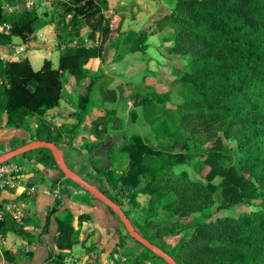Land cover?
Listing matches in <instances>:
<instances>
[{
  "label": "trees",
  "instance_id": "obj_1",
  "mask_svg": "<svg viewBox=\"0 0 264 264\" xmlns=\"http://www.w3.org/2000/svg\"><path fill=\"white\" fill-rule=\"evenodd\" d=\"M7 1L12 6L19 2ZM169 3L171 12L160 21V27L174 31L167 52L187 57L180 71L182 102L170 106V92L161 93L153 84H144L149 75L145 44L130 51L129 58L120 55L125 49L114 50L124 16L119 15L121 19L115 23L118 14L108 15L97 24L103 12L100 0H70L71 19L62 20L57 34L58 68L46 59L36 70L26 57L7 60L0 54V123L7 119V126L27 127L38 112L58 107L65 95L64 72L77 85L90 79L87 92L77 100L78 116L87 113L95 106L93 92L104 77L102 72L91 74L87 65L98 58L106 62L116 52L112 63L123 66L117 77L135 86L129 99H123L117 80L101 82V103L96 105L104 114L93 121L94 134L102 138L111 134L115 121L121 119L118 136L123 138L109 150V169L99 167L100 158H90L103 191L108 195L115 192L111 198L122 208L125 201L135 206L139 195H149L143 223H133L146 238L144 223L164 212L190 217L165 231L180 237L167 251L178 264H264V0ZM41 20L37 6L6 13L0 0V26H5L0 30V45H16V37L24 43L36 40ZM86 26L92 29L91 40L76 42ZM129 100H133V108L125 119L122 115ZM33 139L60 146L63 128L40 118L30 139L11 143L8 149ZM85 145L92 155L100 143ZM34 151L37 163L57 166L49 149L30 153ZM162 158L165 163H159ZM56 208L47 215L46 229ZM28 224L27 219L22 225L6 214L1 231L30 236L25 229ZM123 227L115 251L122 264H142L151 254L157 256ZM128 237L141 244L142 250L126 249ZM79 241L78 229L71 221L64 222L56 237L57 247L71 249ZM56 258L51 250L49 261L61 264L63 258Z\"/></svg>",
  "mask_w": 264,
  "mask_h": 264
},
{
  "label": "crops",
  "instance_id": "obj_2",
  "mask_svg": "<svg viewBox=\"0 0 264 264\" xmlns=\"http://www.w3.org/2000/svg\"><path fill=\"white\" fill-rule=\"evenodd\" d=\"M100 1L103 5V12L96 19L97 24L104 21L108 15L110 17H114L115 14L124 16L125 25L130 23L131 26H126L124 29L122 28L117 37H122L126 42H130L131 40L134 41L136 37L144 31L139 30L137 25L142 18L149 17V15L153 14L155 6L157 8L162 7L161 2L158 0ZM50 2L59 5L64 3L62 6L68 8L65 22H69L72 15L70 10V0H57ZM65 15L66 14H64V16ZM119 15L114 17L115 23L121 19ZM51 17L53 23L50 28L53 34L54 30L59 31L61 21L59 20V22L55 15H52ZM84 28H88L89 33L85 34V32L81 31L76 42L78 40L80 42L91 40L89 36L92 30L91 27L86 26ZM126 32H128V34H126ZM55 35L57 38V34ZM97 36L99 37V32H97ZM149 36L152 37L150 42L145 43V52H147V50L149 52L152 48L157 50L156 46L152 45V42L158 37L157 34L154 33ZM166 39L169 40V42L172 41L171 35L167 36ZM14 43L17 44L15 38ZM116 44L113 46L114 50H117L115 48ZM159 45L161 46V44ZM167 47L163 46L158 48V51L161 53H159L160 56L158 58L147 56V53L145 55V59L148 60V64L150 63L151 65L146 66L149 70L146 82H150L148 84H153L157 88L165 86L163 83H160V80L163 79V76L167 73L166 67H171V61L178 57L168 54V52H166ZM49 49H55L54 45L50 46ZM17 51V45H0V54H10ZM112 59L113 57L110 60L108 58L106 62H102L99 58L92 59L87 65L91 74H98L101 72L104 74V77L98 81V84H96V89L93 92V100L95 99L97 101L101 99L99 89L101 87V82L105 79L117 80L119 83L121 98L129 99L132 94L135 84L119 80L120 78L117 77V75L123 66H108V64L115 65L112 63ZM152 64L156 66L158 64L157 68H154ZM143 67L145 68V66ZM170 69L175 70L173 67ZM64 75L67 83L65 85V95L62 98L60 105L44 112H38L35 116L29 119V124L27 126L29 128L7 126V119L4 120L0 123V142L2 144H7L9 141L16 138L19 140H28V138L34 135L40 118L50 120L53 125L57 127L62 126L63 128L64 140L63 143H61V146L58 147L60 148L62 156L66 160L68 166L103 191L104 184L102 183L101 178L98 177L96 171L92 172L88 170L87 166L89 165L94 168L90 159L92 156L100 158V168H110L112 163L109 157V150L117 147L123 141V138L118 136L122 121L121 119L115 121L114 131L111 134H106L103 138L97 137L93 131V121L104 114V111L99 105H95L87 113L78 116L77 96L87 92V86L90 83V79H88L84 85H77L73 76L70 74L66 76V72H64ZM162 92L166 91L162 90ZM130 108H133V106L128 105V108H125L122 115L125 119L128 117ZM71 136H73V139L69 142ZM35 140L37 139H33L32 141ZM86 142H91L92 144L100 143V145L93 150L91 155L85 145ZM8 151L10 150L0 149V155ZM37 165L38 171H26L22 174L24 185L37 187L35 192L27 194L22 189H17L5 191L2 195L5 202L22 201L25 203L26 209L24 221L25 219L29 221V224L25 226V229L31 232L30 236L25 234L22 235L13 231L7 233V246L10 255L7 257V264H56L54 261H49L51 250H54L55 254H57L56 259L61 260L63 258L61 264H93L96 258L103 264H109L110 256L112 258L114 257V254L115 258L119 257V255L115 253L119 242V232L123 230V223L119 216L113 212L109 206L100 201L73 179L68 178L64 174L60 176L61 171L57 166L48 165V167H46L42 166L40 163ZM39 167H41L42 170L39 169ZM42 172L43 174H41ZM63 182H66L67 185L62 190ZM59 187L60 193L59 195H56L54 191ZM105 194L108 195L107 192ZM115 195V192L110 191L108 196L111 198ZM56 206V211L53 212L49 226L46 229L47 215L52 208ZM81 215H86L88 217L82 219L80 217ZM66 221H71L76 229L79 230L80 241L71 249L61 250L57 247L56 237L61 232L63 223ZM91 233L93 238L85 239L86 236ZM111 264H115L114 260L111 261Z\"/></svg>",
  "mask_w": 264,
  "mask_h": 264
},
{
  "label": "rangeland",
  "instance_id": "obj_3",
  "mask_svg": "<svg viewBox=\"0 0 264 264\" xmlns=\"http://www.w3.org/2000/svg\"><path fill=\"white\" fill-rule=\"evenodd\" d=\"M34 1L36 2L35 6H37L38 11H39L40 15L42 16L41 21L43 22L42 26L40 25V27L36 28L34 36L38 42L45 43L48 45V47H29V48L22 50L20 52L17 51V52H12L10 54H1L2 58L7 59V60H19L23 57H26L30 60L34 69H39L43 65L45 59H50L53 62V66L58 68L60 66V51L56 47L57 38H56L55 34H58L59 32L54 30L53 34H52L50 27L52 26L53 21L51 19L52 18L51 16L55 15L57 17V20L58 21L60 20L62 22V20H66L68 8L66 6H62L64 3L62 5H59L57 3L56 4L51 3L48 0H34ZM155 1H157V0H155ZM158 1L161 2L162 7L157 8L155 6L153 9L154 10L153 14L149 15V17L142 18L138 22V24H137L138 29L141 31L142 30H144V31L142 33H140V35H138L134 41L131 40L130 42H126L123 40L122 37H117V40H116L117 44L115 43L116 44L115 48L117 50L119 49L120 51L125 49L123 52V55L120 54L122 56V58H124V57L129 58V56H130L129 52L137 49V46L139 44H143V43L145 44L147 42H150L152 36H149V35H152L154 33L157 34L158 37H156L155 41L152 42L153 43L152 45H155L157 50L154 48L150 49L149 52L147 50V52L144 53V58L146 57L145 56L146 53H147V56H150V57L152 56L153 58L154 57L158 58L161 54L158 51L159 47H163V46L167 47L169 44L170 45L173 44L172 41L169 42V40H167L166 38L169 35H173L174 31L170 28H167V27L164 29L162 27H160V25H161L160 21L166 15L170 14L172 6L169 3V0H158ZM3 7H4V11L6 13H12V12H14V10L23 11L24 9H26L25 5H24V0H19V2L17 3L16 6H12L9 1L3 0ZM111 11H112V9H111ZM64 14H66V15L64 16ZM118 22L119 21H117L116 23H118ZM126 26L127 27L131 26V24L127 23L125 25V23H123L121 29L126 28ZM82 32H85V34H87V33H89V29L84 28L82 30ZM39 33H43L44 36L40 37ZM126 34H128V32H126ZM53 35H54V37H53ZM96 37H98L97 33H96ZM15 42L17 43L16 44L17 46L27 44V43H24L22 41V39H20L18 37L15 38ZM140 42H142V43H140ZM159 44H161V46ZM53 45H54L55 49H49V47L53 46ZM117 50H115V51H117ZM115 53L116 52H113V54L110 55L109 60L112 57H114ZM186 60H187V57L178 56V57H176L175 60L171 61L170 65H172V66L166 67L167 73L165 76H163L164 78L160 80V83H163L166 87L165 86L164 87L162 86L160 88L156 87L158 91L159 90L161 91V93H166L167 91L170 92V94H171V100L169 102L170 106H176L178 103L182 102L181 97L178 95V91L180 90V87H181L180 71H181V69H183L185 67ZM108 66H120V65L119 64H115V65L108 64ZM148 66H151L150 63L148 64ZM152 66H154V68H157L158 64H157V66L152 64ZM141 67L142 66H140L138 68V70H140ZM172 67L175 68V70H171L170 68H172ZM67 75H69V74L66 72V76ZM151 81H156V80H151ZM148 83H150V82H148ZM148 83L145 81L144 84H148ZM162 88H164V89H162ZM161 89L166 91V92H162ZM77 100H78V96H77ZM93 102L96 105L97 103H101V99L97 100V101L94 99ZM132 104H133V100H129L127 103V105H130V106H132ZM27 128H29V127H27ZM28 139H30V138H28ZM18 141H20V140L18 138H16V139L9 141L7 144H5V143L2 144L0 142V149L7 150L10 147L11 143H16ZM31 153H32V156L29 157ZM31 153L28 152L27 155L22 154L20 156L14 157L10 161L16 162L19 165H21L24 172H26V171H38V165H37L38 163L35 159L36 158V151L31 152ZM165 162H166L165 158H162L159 163H165ZM44 164L41 163L42 166H44ZM117 165H119V163H117ZM122 165L124 167H126L127 162L123 163ZM39 169H41V167H39ZM87 169L92 171V172L95 171V169L89 165L87 166ZM41 174H43V172ZM62 174L63 173L60 172V176H62ZM59 179H60V177H59ZM52 183H54V182H52ZM61 185H62V183H61ZM66 185H67V183L63 182L62 190L64 189V187H66ZM149 198H150L149 195L141 194L138 196V199H137L138 205L133 206L128 201H126V204H124L123 210L127 211V213L129 214L128 217L130 218V220L135 225H137L138 222L143 223L141 221V219H142L141 217L144 216L143 210L145 207L148 206ZM130 211H131V213H130ZM232 212H235V209H233ZM188 220H190V217L183 218V217H179V216L173 215V214L168 213V212H164L158 218H156V219H154L148 223H144L143 230H145V232L148 234L147 237L150 238V239L147 238L148 240H150L153 244L157 245L158 247L162 248L163 250H165L167 252L174 246V244H176L178 242L180 237L176 236L174 234H170V233L165 232V231L169 227L177 226V225H179L183 222H186ZM123 230H124V227H123ZM90 238H93L92 233L89 234L88 236H86L85 239H90ZM9 239H11V238H9ZM125 248L126 249L129 248L133 252L137 253V252L142 250V245L137 243L136 241H134L131 237H128V239L125 241ZM95 249H96V247H95ZM120 253L122 256V250L120 251ZM112 260H113V257L111 258V256H110L109 264H111ZM116 260L119 262V264L123 263V262H121L120 259H118V257L116 258ZM93 264H103V263L99 259L96 258L94 260ZM142 264H167V262L165 260H163L162 258L154 256L153 254H151L150 257L148 259H145Z\"/></svg>",
  "mask_w": 264,
  "mask_h": 264
},
{
  "label": "water",
  "instance_id": "obj_4",
  "mask_svg": "<svg viewBox=\"0 0 264 264\" xmlns=\"http://www.w3.org/2000/svg\"><path fill=\"white\" fill-rule=\"evenodd\" d=\"M29 47H48L47 44L38 42L37 40H32L30 43L23 44L17 46V50L20 52L22 50H25ZM39 148H47L49 149L53 157L56 161V164L59 168V170L68 178L73 179L76 183H78L80 186L84 187L86 190H88L90 193H92L96 198H98L100 201L105 203L107 206H109L121 219L123 225L129 232L132 238L143 244L146 248L153 251L157 256L162 258L167 262V264H178L176 260L165 250L158 247L157 245L153 244L150 240H148L146 237H144L136 227L134 226L133 222L130 220V218L126 215L123 208L116 203L114 200H112L108 195H106L101 189H99L94 184L90 183L86 179H84L80 174L72 170L64 157L62 156L61 150L58 147L57 144L52 142H47L44 140H35L31 141L21 147H18L16 149L10 150L4 154L0 155V163L6 162L11 160L14 157L20 156L22 154H26L27 152L39 149Z\"/></svg>",
  "mask_w": 264,
  "mask_h": 264
},
{
  "label": "built area",
  "instance_id": "obj_5",
  "mask_svg": "<svg viewBox=\"0 0 264 264\" xmlns=\"http://www.w3.org/2000/svg\"><path fill=\"white\" fill-rule=\"evenodd\" d=\"M26 9L33 8L36 5L34 0H24ZM4 25L0 26V30L4 29ZM40 37H43V33H39ZM24 170L21 165L13 161H6L0 163V264H7L8 246H7V234L1 231V222L4 220L6 214L12 216V218L19 224H24L26 205L24 202H5L2 195L8 190L22 189L27 194H32L36 191L35 186H26L23 183ZM54 193L59 195L60 187L57 188Z\"/></svg>",
  "mask_w": 264,
  "mask_h": 264
}]
</instances>
